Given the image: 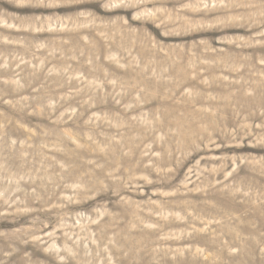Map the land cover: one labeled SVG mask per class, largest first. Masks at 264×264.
<instances>
[{
  "label": "rangeland",
  "instance_id": "1",
  "mask_svg": "<svg viewBox=\"0 0 264 264\" xmlns=\"http://www.w3.org/2000/svg\"><path fill=\"white\" fill-rule=\"evenodd\" d=\"M0 264H264V0H0Z\"/></svg>",
  "mask_w": 264,
  "mask_h": 264
}]
</instances>
